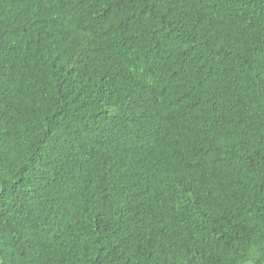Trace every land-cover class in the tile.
Returning <instances> with one entry per match:
<instances>
[{
  "label": "trees",
  "instance_id": "obj_1",
  "mask_svg": "<svg viewBox=\"0 0 264 264\" xmlns=\"http://www.w3.org/2000/svg\"><path fill=\"white\" fill-rule=\"evenodd\" d=\"M0 264H264V0H0Z\"/></svg>",
  "mask_w": 264,
  "mask_h": 264
}]
</instances>
